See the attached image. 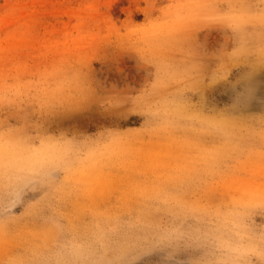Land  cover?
<instances>
[{
  "label": "rangeland",
  "instance_id": "rangeland-1",
  "mask_svg": "<svg viewBox=\"0 0 264 264\" xmlns=\"http://www.w3.org/2000/svg\"><path fill=\"white\" fill-rule=\"evenodd\" d=\"M0 264H264V0H0Z\"/></svg>",
  "mask_w": 264,
  "mask_h": 264
}]
</instances>
